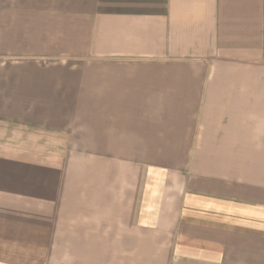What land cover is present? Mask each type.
Here are the masks:
<instances>
[{"label":"crops","instance_id":"crops-1","mask_svg":"<svg viewBox=\"0 0 264 264\" xmlns=\"http://www.w3.org/2000/svg\"><path fill=\"white\" fill-rule=\"evenodd\" d=\"M0 264H264V0H0Z\"/></svg>","mask_w":264,"mask_h":264}]
</instances>
